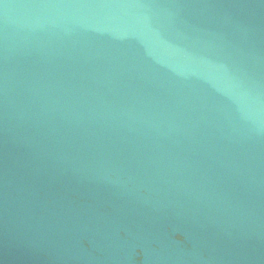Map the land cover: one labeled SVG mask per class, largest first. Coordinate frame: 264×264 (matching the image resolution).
I'll return each instance as SVG.
<instances>
[{
  "label": "water",
  "instance_id": "1",
  "mask_svg": "<svg viewBox=\"0 0 264 264\" xmlns=\"http://www.w3.org/2000/svg\"><path fill=\"white\" fill-rule=\"evenodd\" d=\"M0 264H264V0H0Z\"/></svg>",
  "mask_w": 264,
  "mask_h": 264
}]
</instances>
